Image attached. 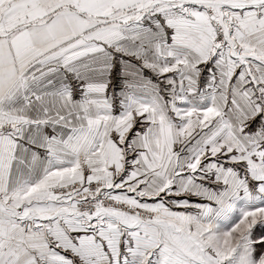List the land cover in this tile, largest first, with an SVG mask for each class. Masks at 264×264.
<instances>
[{
    "label": "snow or ice",
    "instance_id": "6c2138e0",
    "mask_svg": "<svg viewBox=\"0 0 264 264\" xmlns=\"http://www.w3.org/2000/svg\"><path fill=\"white\" fill-rule=\"evenodd\" d=\"M0 264H264V0H0Z\"/></svg>",
    "mask_w": 264,
    "mask_h": 264
}]
</instances>
